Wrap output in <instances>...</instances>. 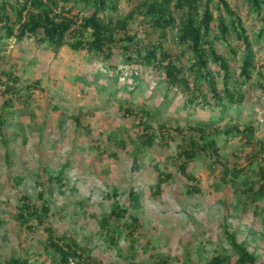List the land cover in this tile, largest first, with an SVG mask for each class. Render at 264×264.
Here are the masks:
<instances>
[{"label":"trees","instance_id":"obj_1","mask_svg":"<svg viewBox=\"0 0 264 264\" xmlns=\"http://www.w3.org/2000/svg\"><path fill=\"white\" fill-rule=\"evenodd\" d=\"M238 1L133 0L121 13L120 0H0V99L4 98V104L12 102L10 96L20 80L19 60L30 49L23 46L26 41L31 40L37 51L52 55L64 48L79 54L81 60L72 58L78 67L72 74L80 83L79 90L88 93L101 77L99 88L106 97L115 98L120 115L137 118L135 124L142 130L138 137L143 147L169 145L172 129L181 135L182 143L175 152L179 160L177 169L186 192H199L191 182L195 177L188 174L189 160L205 152L217 155L218 137L226 143L231 138L241 145L258 143L257 151L264 152V139L254 134L252 121H241L246 104L264 100V57L256 58L262 54L264 41V0ZM242 3L247 6L245 13L240 8ZM250 13L259 26L253 22L249 32L244 23ZM10 41L18 46L21 56L10 58L4 54ZM171 49L177 51L172 53ZM34 63H38L37 59H29V64ZM156 82L155 87L163 91L162 101L179 99V106L186 112L185 125H178L177 119L175 126L171 120L160 121L157 110L135 100L149 84ZM25 87L32 88L29 84ZM15 97L19 99L18 95ZM197 110H203V114L198 116ZM225 119L226 127L219 128ZM74 120L79 124L78 116ZM8 123L9 119L0 111V132ZM245 153L246 158L252 157L248 166L219 162L221 180L238 199L230 201L233 208L242 202L243 195L254 202L264 197V166L250 168L257 152ZM5 158L10 165L9 157ZM68 165V161L64 162L55 175H40L36 198L25 193L18 195L12 216L21 253L2 258L0 264H37L31 253L41 252L30 250L36 247L35 242L57 264H104L51 221L54 211L47 194L51 187L65 185ZM154 171L156 180L149 190L156 196L171 174L163 172L157 163ZM15 179L20 181L16 176ZM129 197L131 208L141 206L139 192L131 189ZM133 211L114 204L101 216L100 226L108 234L111 247L117 244L121 230L129 236L141 231L143 226L136 210ZM227 218L224 215L223 233L232 253L211 255L204 264H264L228 226ZM129 248L133 259L134 244ZM132 259L129 264H142ZM153 263L170 264V259L158 254Z\"/></svg>","mask_w":264,"mask_h":264},{"label":"rangeland","instance_id":"obj_2","mask_svg":"<svg viewBox=\"0 0 264 264\" xmlns=\"http://www.w3.org/2000/svg\"><path fill=\"white\" fill-rule=\"evenodd\" d=\"M132 1L120 0V12H125ZM240 8L243 13L247 11L245 3ZM247 15L244 24L250 32L252 23L257 27L259 22L252 13ZM261 44L262 54L256 56L258 59L264 57V41ZM23 46L30 49L19 60L20 80L14 86L16 92L10 96L12 102L4 104V98L0 99L3 102L0 111L9 119L0 132V260L21 253L12 216L18 195L25 193L36 198L40 175H55L68 161L65 185H55L47 194L54 211L51 221L104 264H129L131 243L136 250L132 260L142 264H154V255L158 254L166 255L170 264H204L211 255L232 253L223 233L224 215L228 216V226L264 263V197L254 202L243 195L237 208L230 206V201L238 199L221 180L220 164L227 161L230 166L234 162L240 167L248 166L252 157L246 158L245 152L249 155L257 152L250 168L264 166V152L257 151L258 143L241 145L234 138L226 143L218 137V156L205 152L189 160L188 174L195 177L191 182L200 191L188 194L177 169L179 160L175 153L182 143L181 135L172 129L169 145L143 147L138 137L142 130L135 124L137 118L120 115L115 98L106 97L99 88L101 77L88 93L79 90L80 83L72 74L78 69L72 58L81 60L79 54L65 48L57 55L37 51L31 40ZM17 48L10 41L4 54L10 58L21 56ZM176 51L171 49L172 53ZM31 58L38 63L29 64ZM28 84L32 88L27 89ZM156 84H149L135 100L157 110L160 121L171 120L175 126L177 119L178 125H185L186 112L179 106V99L162 101L163 91ZM253 102L245 105L241 121H252L254 134L261 140L264 139V100ZM195 113L200 116L203 110ZM74 116H78L79 124ZM226 123L227 119L218 127L223 129ZM155 163L171 174L156 196L149 190L156 180ZM131 189L139 192L141 206L137 209L131 208ZM114 204L128 207L131 212L135 209L143 227L134 236L120 228L117 244L111 247L108 234L105 235L100 225L101 216ZM34 244L36 247L30 250L41 252L31 253L37 264H57L51 254L42 252L37 242Z\"/></svg>","mask_w":264,"mask_h":264}]
</instances>
